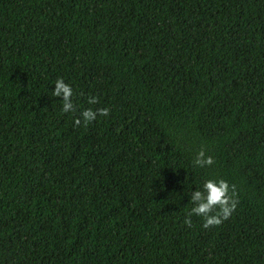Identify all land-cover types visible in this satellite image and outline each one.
<instances>
[{"label":"trees","instance_id":"1","mask_svg":"<svg viewBox=\"0 0 264 264\" xmlns=\"http://www.w3.org/2000/svg\"><path fill=\"white\" fill-rule=\"evenodd\" d=\"M0 264H264V0H0Z\"/></svg>","mask_w":264,"mask_h":264},{"label":"clouds","instance_id":"2","mask_svg":"<svg viewBox=\"0 0 264 264\" xmlns=\"http://www.w3.org/2000/svg\"><path fill=\"white\" fill-rule=\"evenodd\" d=\"M73 89L71 85L65 83L63 78H58L55 81V87L53 95L62 99V111L64 113L75 111V106L72 102ZM87 103L90 105H96L99 103L98 96L89 95ZM110 109L100 108L93 110L88 108L80 113V117L77 118L74 123L77 127H87L91 122L97 119V116H108ZM215 163L212 156L207 155L205 148L196 154L193 164L196 167L205 168L211 167ZM236 186L230 185L227 181L208 179L203 183L202 190H196L190 193V203L193 205L189 217L185 219L184 223L188 227H192L191 216H199L203 218L202 227L209 229L211 227H218L224 221H226L232 213L235 211L238 200L236 198Z\"/></svg>","mask_w":264,"mask_h":264}]
</instances>
